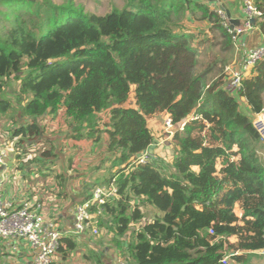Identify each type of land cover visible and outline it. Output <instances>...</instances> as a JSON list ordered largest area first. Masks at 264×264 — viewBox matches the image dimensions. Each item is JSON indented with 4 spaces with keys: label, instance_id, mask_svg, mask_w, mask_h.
Instances as JSON below:
<instances>
[{
    "label": "trees",
    "instance_id": "1",
    "mask_svg": "<svg viewBox=\"0 0 264 264\" xmlns=\"http://www.w3.org/2000/svg\"><path fill=\"white\" fill-rule=\"evenodd\" d=\"M252 1L262 13L253 28L264 36V0ZM0 8V120L16 124L17 160L31 151L28 164L52 171L53 141L40 125L47 118H62L67 141L105 133L118 170L104 185L117 193L99 223L105 219L122 264L264 256V144L254 127L264 112V59L228 88L224 58L237 36L220 13L199 0H129L103 16L49 1L0 0ZM162 114L172 124L170 162L148 154L138 164L153 143L147 122ZM148 207L158 215L143 214ZM71 237L59 239L62 258L76 247Z\"/></svg>",
    "mask_w": 264,
    "mask_h": 264
},
{
    "label": "crops",
    "instance_id": "2",
    "mask_svg": "<svg viewBox=\"0 0 264 264\" xmlns=\"http://www.w3.org/2000/svg\"><path fill=\"white\" fill-rule=\"evenodd\" d=\"M199 1L207 4L211 10L222 13L229 24L231 22L235 23L234 27H240L244 23L245 14L242 9V0ZM263 41L264 36L260 35L254 28L252 31L236 37V43L232 49L239 55V63L236 69H239L247 52L262 44ZM17 86L18 84H11L8 93L12 95L17 90ZM242 103H244V100H242ZM167 116V114H162L147 122V127L153 136V143L146 153L156 159L162 158L166 154L168 156V141L159 139L162 122ZM16 118L17 123L22 122L19 112H17ZM6 121L10 122V124L12 123L10 129L16 126V124L13 126L14 122L9 118H3L0 120V129L3 125L2 122ZM150 123L154 133L149 127ZM40 125L45 126L49 130L47 138L53 141L56 157L52 162L54 163L52 171L41 170L38 172L34 164H28V161L34 158V152L28 154L27 151L24 153L26 156L19 161L17 160V152L13 153L14 155L7 153L4 164L0 165V193L15 206H19L26 201L42 204L44 218L53 220L64 237L72 236L71 239L76 245L75 249L69 252L66 258L56 254V264H96L95 257L100 259V264H121L119 258L121 251L120 248H117L118 246L116 247L112 244L111 234L106 232L100 238L87 232L77 237L73 234L72 229L75 207L80 203L86 202L96 187H106L104 182L112 173L118 170V167H111V161H108V155L105 153L108 143L107 135L101 133L96 142L85 139L67 141L65 140L67 124L63 122L62 118L57 117L53 121L47 118ZM8 135L10 137V132L1 136L8 141ZM18 148L15 149L18 151ZM60 174L64 178L62 190H60V184L55 178ZM42 183L44 184L43 186ZM87 197L88 199L85 200ZM134 201L136 202V200ZM234 212L237 217L241 216L238 204H235ZM146 213L152 216L158 215L151 207L145 208V211L143 210V214ZM104 223L105 219L99 223L100 231L106 230ZM135 227L138 228V225ZM127 240L128 238L121 239L122 242ZM230 241L233 242L234 240ZM12 245L17 246L15 251L10 248ZM103 245L107 248L101 247ZM0 254L6 255V259L0 258V264H31L33 260V252L22 241L5 242L0 239ZM101 254H103V257H100ZM262 258L264 259V256Z\"/></svg>",
    "mask_w": 264,
    "mask_h": 264
},
{
    "label": "built area",
    "instance_id": "3",
    "mask_svg": "<svg viewBox=\"0 0 264 264\" xmlns=\"http://www.w3.org/2000/svg\"><path fill=\"white\" fill-rule=\"evenodd\" d=\"M242 9L245 14L244 23L240 27H234L225 19L223 26L228 29V33L234 36H240L253 30L251 20H257L262 17V13L254 6L252 0H242ZM264 59V41L259 46L250 49L242 61L239 69L231 67L226 68L228 74V88L237 89L244 77L249 75L251 70ZM264 117L262 121L254 123L255 129L264 140L263 128ZM164 131L169 136L172 135V124L167 116L164 120ZM183 124L179 127L182 130ZM40 147V146H38ZM22 152H19L18 154ZM31 153V152H30ZM28 152V154H30ZM150 155V154H149ZM26 154H23V158ZM7 153L5 150H0V165L4 164ZM148 153L143 154L137 160L138 164L148 162ZM117 191L113 186L96 187L92 191L91 197L83 203L78 204L74 209L73 214V234L77 237L90 232L92 235H98L100 232L99 218L103 217L102 206L108 200L115 197ZM95 205L96 211L94 214L90 212V208ZM62 232L57 227L53 220H46L42 214V205L38 202H23L19 206H15L10 200H7L0 193V239L9 241L25 242L33 252V260L31 264H56L55 257L59 246V239ZM13 251L17 246L10 247ZM264 254V252H263ZM233 254L229 253L221 261V264H227V260ZM122 264V263H121Z\"/></svg>",
    "mask_w": 264,
    "mask_h": 264
},
{
    "label": "rangeland",
    "instance_id": "4",
    "mask_svg": "<svg viewBox=\"0 0 264 264\" xmlns=\"http://www.w3.org/2000/svg\"><path fill=\"white\" fill-rule=\"evenodd\" d=\"M33 1L41 2V3L44 2V1H49V2H51L53 4L58 5V6H68V5H71L75 9L81 10L85 14H93V15H96V16H103V15L109 13L114 8L122 9L123 7H125V5L127 4V2L129 0H33ZM0 10L4 11L5 9L4 8H0ZM224 57L225 56H223V55L220 56V58H224ZM224 59H227V60L230 59V62H229V64H228L227 67H231V69L238 67L239 55L235 51H231L229 54L226 55V58H224ZM263 117H264V112H262L261 114L257 115L254 118V123L257 122V121H262ZM2 119L3 118H1V120ZM262 123L264 124V122H262ZM2 124L3 125L1 126V129H0V148H2V147L3 148L0 149V150H5L6 153H9V155L10 154H13V153L15 154V152L18 153L17 149H15V148H17L15 146V143L17 141V138H14L11 135V133H10V137H9V135H8V137L6 136L9 139L8 141H6L5 138L1 136V135L4 136L5 133H7V132L9 133L12 130V128L10 129L12 123L10 124V122H7L6 121V122H2ZM149 125H150L149 127L152 129L151 123ZM13 126H15V124ZM54 128H55V124H54ZM9 129H10V131H9ZM163 129H164V123L162 122L161 132L159 130V132H160L159 134H161V135H159V139L160 140L161 139L162 140L165 139L163 141H166L167 142L168 141L167 138H166L167 135H165V131H163ZM262 129L264 130V126H263V128H260V130H262ZM152 132L154 133L153 129H152ZM263 144H264V140H263ZM21 149L27 150L28 147L26 145H23L21 147ZM28 152L30 153L31 151H28ZM163 157L161 158V160L165 164H168L170 162V160H169L167 154L165 156H163ZM262 159L264 160V154L262 156ZM38 184L40 185V183H38ZM43 185L44 184L42 183V186ZM59 186H60L59 187L60 190H62L63 184L62 185L60 184ZM106 232H107V230H102V231L99 232L98 235H95V236L102 238L103 235ZM101 247L107 248L105 245H103ZM5 257H6V255L0 254V258L6 259ZM100 257H103V254H101ZM247 264H264V259L263 258H259V259L258 258H255V259L249 261Z\"/></svg>",
    "mask_w": 264,
    "mask_h": 264
},
{
    "label": "water",
    "instance_id": "5",
    "mask_svg": "<svg viewBox=\"0 0 264 264\" xmlns=\"http://www.w3.org/2000/svg\"><path fill=\"white\" fill-rule=\"evenodd\" d=\"M250 23H251L252 25H255V24H256V21H255V20H251ZM230 24L233 26L235 23L231 22ZM39 120H40V119H37V121H39Z\"/></svg>",
    "mask_w": 264,
    "mask_h": 264
}]
</instances>
